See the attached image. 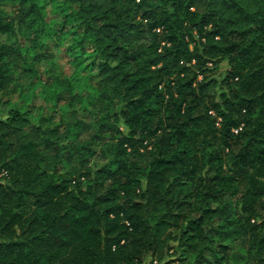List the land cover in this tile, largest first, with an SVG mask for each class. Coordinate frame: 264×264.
<instances>
[{
    "label": "trees",
    "instance_id": "trees-1",
    "mask_svg": "<svg viewBox=\"0 0 264 264\" xmlns=\"http://www.w3.org/2000/svg\"><path fill=\"white\" fill-rule=\"evenodd\" d=\"M65 1L91 92L0 0V264H264V0Z\"/></svg>",
    "mask_w": 264,
    "mask_h": 264
},
{
    "label": "rangeland",
    "instance_id": "rangeland-1",
    "mask_svg": "<svg viewBox=\"0 0 264 264\" xmlns=\"http://www.w3.org/2000/svg\"><path fill=\"white\" fill-rule=\"evenodd\" d=\"M37 2L47 29L45 36L47 48L44 51L47 60L41 65V68H46L48 71L52 70L57 75L71 77L78 89L91 92L88 85V77L91 73L90 70H85V68L93 59L88 56H81L79 60L76 58L77 48H74L73 45L75 30L72 27L74 21L69 3L65 0H37ZM226 69V63L220 64L215 73L216 79L223 78ZM24 85L26 86L22 83L23 88L20 87L11 94L10 108L18 107L22 110H30L35 117L41 116L43 114L39 109L41 103L37 99L35 90ZM7 110L0 107V120L5 118ZM246 251L247 246L243 243L238 242L235 244L231 250L230 264H246L244 261L238 262V257L245 256ZM173 258L176 257L173 256ZM169 259H165V262Z\"/></svg>",
    "mask_w": 264,
    "mask_h": 264
},
{
    "label": "crops",
    "instance_id": "crops-1",
    "mask_svg": "<svg viewBox=\"0 0 264 264\" xmlns=\"http://www.w3.org/2000/svg\"><path fill=\"white\" fill-rule=\"evenodd\" d=\"M145 264H149V263L147 262V263H145Z\"/></svg>",
    "mask_w": 264,
    "mask_h": 264
}]
</instances>
